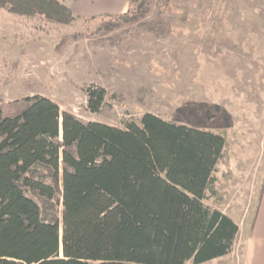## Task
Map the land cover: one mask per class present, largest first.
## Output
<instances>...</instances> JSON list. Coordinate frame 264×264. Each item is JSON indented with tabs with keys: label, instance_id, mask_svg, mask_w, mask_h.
I'll use <instances>...</instances> for the list:
<instances>
[{
	"label": "trees",
	"instance_id": "obj_1",
	"mask_svg": "<svg viewBox=\"0 0 264 264\" xmlns=\"http://www.w3.org/2000/svg\"><path fill=\"white\" fill-rule=\"evenodd\" d=\"M133 2L141 14L149 0ZM0 8L76 18L63 0ZM85 91L97 111L106 90ZM223 147L217 132L149 111L119 127L40 94L0 107V264H199L229 253L238 225L204 201Z\"/></svg>",
	"mask_w": 264,
	"mask_h": 264
},
{
	"label": "rangeland",
	"instance_id": "obj_2",
	"mask_svg": "<svg viewBox=\"0 0 264 264\" xmlns=\"http://www.w3.org/2000/svg\"><path fill=\"white\" fill-rule=\"evenodd\" d=\"M142 9L57 23L0 8V107L40 94L84 122L123 127L149 111L221 134L204 201L234 216L239 234L227 256L199 264H240L264 176V0ZM90 84L106 90L97 111Z\"/></svg>",
	"mask_w": 264,
	"mask_h": 264
},
{
	"label": "crops",
	"instance_id": "obj_3",
	"mask_svg": "<svg viewBox=\"0 0 264 264\" xmlns=\"http://www.w3.org/2000/svg\"><path fill=\"white\" fill-rule=\"evenodd\" d=\"M63 2L70 7L76 17L81 18L123 14L130 6V0H63ZM226 214L240 227L239 221L234 216ZM238 234L239 230L233 246L237 242ZM229 253L214 260L223 258ZM240 264H264V176L251 226L243 242Z\"/></svg>",
	"mask_w": 264,
	"mask_h": 264
}]
</instances>
